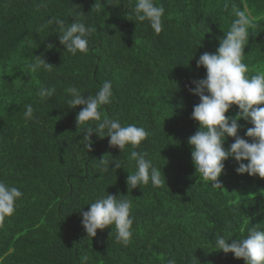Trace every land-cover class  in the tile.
Here are the masks:
<instances>
[{
    "label": "trees",
    "instance_id": "1",
    "mask_svg": "<svg viewBox=\"0 0 264 264\" xmlns=\"http://www.w3.org/2000/svg\"><path fill=\"white\" fill-rule=\"evenodd\" d=\"M165 8L164 30L155 34L148 22L135 21V0H0V181L18 187L22 198L0 228V264H245L233 253L214 247L215 238L246 236L264 228V179L238 174L233 158L214 189L196 172L188 138L198 130L191 118L200 102L189 88L205 77L196 60L215 53L235 19L247 9L255 18L244 49L247 75L264 73V0H154ZM42 4H46L44 7ZM96 31L88 54L73 56L59 42V17H78ZM41 56L51 71L29 66ZM111 81L114 97L102 113L122 125L149 132L136 151L147 152L165 184L127 186L135 161L130 150L109 146V137L93 133L85 147L84 127L70 108L65 91L82 89L85 98ZM55 88L50 98L38 95ZM31 104L35 119L24 118ZM264 106V105H262ZM234 105L226 115L235 116ZM239 135H245V121ZM95 127V125H93ZM234 138H227L228 148ZM131 149V146H128ZM109 162L105 172L100 160ZM121 168L116 169L115 164ZM247 163V161H243ZM107 193L132 200L133 236L128 246L116 241L115 227L87 237L82 211Z\"/></svg>",
    "mask_w": 264,
    "mask_h": 264
},
{
    "label": "clouds",
    "instance_id": "2",
    "mask_svg": "<svg viewBox=\"0 0 264 264\" xmlns=\"http://www.w3.org/2000/svg\"><path fill=\"white\" fill-rule=\"evenodd\" d=\"M93 8L99 11L97 0ZM132 11L135 21H147L155 34L159 35L164 30L163 5H157L154 0H135ZM234 15L235 19L220 39L215 53L204 52L196 60L197 68L202 66L206 75L192 81L195 88H189L200 100L194 105L191 114V118L199 125L198 130L188 138V144L192 147L191 159L196 172L214 189L223 188L219 178L225 168L224 162L230 157L238 164L235 169L238 174L247 173L264 179V73L247 75L249 66L244 62V49L249 42V30L255 27V18L247 9H234ZM53 24L56 25L60 44L68 53L73 56L77 53L88 54L89 37L96 31L94 27L87 26L79 16L67 25L63 19L53 17L41 27L47 29ZM29 67L34 71H51L53 65L41 56H36L35 62ZM65 91L71 97L68 101L70 108L83 106L76 116V122L78 127H84L83 140L89 151L93 133L101 138L109 137L110 147H118L120 152L130 150V160L135 161L136 170L126 179L128 187L135 189L149 183L153 187H161L165 184L164 174L148 158V153L134 150L148 138L149 132L136 124L122 125L119 119L103 115L102 106L109 105L114 97L111 81L103 82L95 95L90 94L86 98L82 89L76 86H69ZM54 93L55 88L42 87L38 95L50 98ZM234 105L238 108L237 114L226 115ZM23 114L26 120L35 119L31 104L24 106ZM240 120L252 125L245 133L251 142L239 135L240 129L244 127L238 123ZM229 137L234 138V142L225 148V141ZM99 160L107 172L109 162L104 157ZM113 163L114 170L121 168L120 163ZM22 196L18 187L0 181V228L6 218L14 215ZM89 205V210L81 213V224L87 237L93 238L97 230L114 225L116 241L125 247L131 243L134 223L132 200L107 193ZM228 240L221 235L215 238L214 247L225 254L233 253L236 259H243L245 264H264V228L254 226L248 229L246 236L236 238L231 243ZM88 259L87 255L82 256L81 264H87ZM168 264H176L175 259H170Z\"/></svg>",
    "mask_w": 264,
    "mask_h": 264
}]
</instances>
